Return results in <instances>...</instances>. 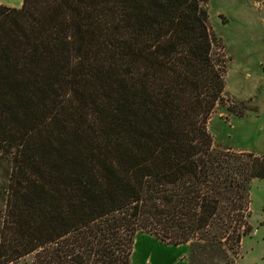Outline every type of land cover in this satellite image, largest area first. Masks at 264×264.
<instances>
[{"label": "trees", "instance_id": "16d2710c", "mask_svg": "<svg viewBox=\"0 0 264 264\" xmlns=\"http://www.w3.org/2000/svg\"><path fill=\"white\" fill-rule=\"evenodd\" d=\"M206 1L0 5V264H129L138 233L236 253L264 157L212 148Z\"/></svg>", "mask_w": 264, "mask_h": 264}, {"label": "rangeland", "instance_id": "374dc122", "mask_svg": "<svg viewBox=\"0 0 264 264\" xmlns=\"http://www.w3.org/2000/svg\"><path fill=\"white\" fill-rule=\"evenodd\" d=\"M20 3L12 1L13 8ZM205 8L210 34L222 48L225 69L224 103L206 123L212 148L264 157V0H207ZM239 103L247 107L241 118L226 110ZM8 172V164L0 162V191ZM2 198L1 194L0 207ZM245 221L250 231L240 239L235 254L216 244L194 248L190 256L187 245L185 264H264V181L249 184ZM180 253L181 249L160 245L152 236L138 233L133 238L129 264H172ZM30 259L17 264H30Z\"/></svg>", "mask_w": 264, "mask_h": 264}, {"label": "crops", "instance_id": "0c3cea01", "mask_svg": "<svg viewBox=\"0 0 264 264\" xmlns=\"http://www.w3.org/2000/svg\"><path fill=\"white\" fill-rule=\"evenodd\" d=\"M12 1H14V0H6V1L0 2V5L13 8ZM238 152H242V151H238ZM239 244H240V242H239ZM187 245L188 244L178 245V246H166V247L175 248L177 250L181 249V253L178 254L175 258H173L172 264H185V257L187 256V252H188V249L186 247ZM144 264H149V263H147V261H144Z\"/></svg>", "mask_w": 264, "mask_h": 264}]
</instances>
